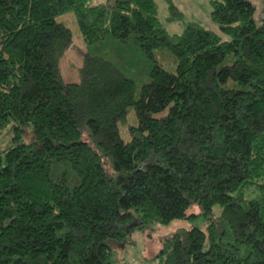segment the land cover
Masks as SVG:
<instances>
[{
	"label": "trees",
	"instance_id": "1",
	"mask_svg": "<svg viewBox=\"0 0 264 264\" xmlns=\"http://www.w3.org/2000/svg\"><path fill=\"white\" fill-rule=\"evenodd\" d=\"M210 4L228 39L169 33L154 0H0V264H115L112 245L173 219L191 226L160 264H264V21L250 0Z\"/></svg>",
	"mask_w": 264,
	"mask_h": 264
},
{
	"label": "rangeland",
	"instance_id": "2",
	"mask_svg": "<svg viewBox=\"0 0 264 264\" xmlns=\"http://www.w3.org/2000/svg\"><path fill=\"white\" fill-rule=\"evenodd\" d=\"M99 1V0H95ZM157 6V15L159 20L165 26L169 33L180 34L184 30L185 23L188 21L200 22L204 27L217 32L222 39H228L229 36L222 32L216 22L211 19L210 0H171L183 13L181 19H170L168 0H154ZM255 5L254 19L256 23L264 21V0H250ZM59 21L64 22L72 32V42L69 48L65 50L60 58L61 73L66 81H78V68L82 64L85 45L76 23L73 12H66L57 17ZM137 123L135 112L132 107L129 108V117L127 125ZM120 135L124 140L130 139L128 126H120ZM11 133L4 131L0 135V149H4L11 144L9 138ZM28 138H26L27 140ZM216 211V209H214ZM197 212V207H192L189 212ZM188 219H173L166 224H154L145 231H134L130 240L122 244L112 245L113 258L115 264H160L155 257L161 245L163 237L179 227H190ZM153 228V229H152Z\"/></svg>",
	"mask_w": 264,
	"mask_h": 264
}]
</instances>
